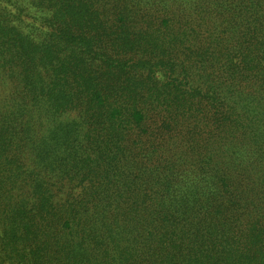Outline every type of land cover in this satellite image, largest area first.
Instances as JSON below:
<instances>
[{
    "label": "trees",
    "instance_id": "obj_1",
    "mask_svg": "<svg viewBox=\"0 0 264 264\" xmlns=\"http://www.w3.org/2000/svg\"><path fill=\"white\" fill-rule=\"evenodd\" d=\"M219 1L0 0V264H264V0Z\"/></svg>",
    "mask_w": 264,
    "mask_h": 264
},
{
    "label": "rangeland",
    "instance_id": "obj_2",
    "mask_svg": "<svg viewBox=\"0 0 264 264\" xmlns=\"http://www.w3.org/2000/svg\"><path fill=\"white\" fill-rule=\"evenodd\" d=\"M222 1H224V0H222ZM222 1H219V2H222ZM184 4L186 5H190V2H184ZM180 6V5H179ZM233 7V6H232ZM231 7V8H232ZM182 10H184V5H182ZM173 14V13H172ZM175 17H179V15H174ZM165 17H167L168 18V21H172L173 20V18L174 17H172V15H168L167 16V14H165V15H162V16H159L158 18H156V19H154V20H152V21H154L155 22V25H152V27H155V26H157V28H162L163 27V30H165V29H167V27H169L170 26V24L167 26V27H165V26H162L161 27V22H162V19L163 18H165ZM183 17H185V15H183ZM226 17V18H225ZM218 19H227V16H225L224 15V13H223V15H219L218 16ZM237 22H238V20H237V18L235 17L234 18ZM221 30H222V27L220 26V27H218V29H217V27H211V29H210V36H212V38L214 37V38H216V39H221V36H223V35H220V33H221ZM196 40H198V39H196ZM195 40V41H196ZM194 41V42H195ZM223 42L224 41H222L221 42V46H223ZM177 44H179L178 42H176ZM184 43H186V42H184ZM177 45H175L174 46V48L171 50L172 52H173V55H172V58L175 56V54H176V50H177V47H176ZM183 47H189L190 49H192L193 51H198L197 49H195V48H193L192 47V45H190L189 43H187V44H183ZM224 47V46H223ZM211 52H215V50L210 46V53ZM146 57H147V55H141V59L142 60H145L146 59ZM194 68V67H193ZM179 69V68H178ZM181 75H182V71L180 70V72L179 73H177V70L176 69H174V70H172V72H170L168 75H166V79H165V81L166 80H169V82H170V84L171 85H178L179 84V82L180 81H183L182 80V77H181ZM179 86H180V84H179ZM185 89H186V86H183V85H181V92H183V91H185ZM130 138V137H129ZM132 140V139H131Z\"/></svg>",
    "mask_w": 264,
    "mask_h": 264
}]
</instances>
